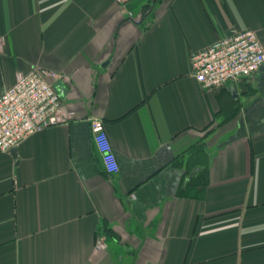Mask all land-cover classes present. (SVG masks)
Instances as JSON below:
<instances>
[{
	"label": "crops",
	"instance_id": "obj_1",
	"mask_svg": "<svg viewBox=\"0 0 264 264\" xmlns=\"http://www.w3.org/2000/svg\"><path fill=\"white\" fill-rule=\"evenodd\" d=\"M242 29L264 45V0H0V96L56 71L63 117L0 150V264H264V68L191 66Z\"/></svg>",
	"mask_w": 264,
	"mask_h": 264
},
{
	"label": "built area",
	"instance_id": "obj_2",
	"mask_svg": "<svg viewBox=\"0 0 264 264\" xmlns=\"http://www.w3.org/2000/svg\"><path fill=\"white\" fill-rule=\"evenodd\" d=\"M197 81L213 90L243 78H250L264 66V45L251 29L236 30L208 48L191 55ZM61 74L43 68L20 73L13 86L0 96V150L9 152L31 135L63 122L62 101L50 80ZM93 140L102 155L106 172L114 174L119 166L104 122L90 120ZM101 247L103 239L97 241Z\"/></svg>",
	"mask_w": 264,
	"mask_h": 264
},
{
	"label": "trees",
	"instance_id": "obj_3",
	"mask_svg": "<svg viewBox=\"0 0 264 264\" xmlns=\"http://www.w3.org/2000/svg\"><path fill=\"white\" fill-rule=\"evenodd\" d=\"M206 169V168H205ZM206 170H204L205 172ZM104 232L108 235V236H111V232H110V229H108L107 227L104 228Z\"/></svg>",
	"mask_w": 264,
	"mask_h": 264
},
{
	"label": "water",
	"instance_id": "obj_4",
	"mask_svg": "<svg viewBox=\"0 0 264 264\" xmlns=\"http://www.w3.org/2000/svg\"><path fill=\"white\" fill-rule=\"evenodd\" d=\"M263 68H264V66H262L260 70H262ZM13 151H15V149Z\"/></svg>",
	"mask_w": 264,
	"mask_h": 264
}]
</instances>
